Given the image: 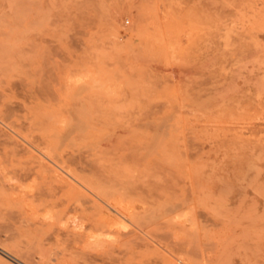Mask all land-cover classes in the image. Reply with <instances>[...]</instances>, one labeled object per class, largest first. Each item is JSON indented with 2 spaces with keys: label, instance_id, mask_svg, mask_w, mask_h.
Instances as JSON below:
<instances>
[{
  "label": "rangeland",
  "instance_id": "obj_1",
  "mask_svg": "<svg viewBox=\"0 0 264 264\" xmlns=\"http://www.w3.org/2000/svg\"><path fill=\"white\" fill-rule=\"evenodd\" d=\"M0 114V264H264V0H0Z\"/></svg>",
  "mask_w": 264,
  "mask_h": 264
},
{
  "label": "bare ground",
  "instance_id": "obj_2",
  "mask_svg": "<svg viewBox=\"0 0 264 264\" xmlns=\"http://www.w3.org/2000/svg\"><path fill=\"white\" fill-rule=\"evenodd\" d=\"M1 115V114H0ZM2 119V118H1ZM0 119V134L4 137L3 139H0V149H1V155H2V157H7L8 155H16V156H19V155H21L20 153H19V150H17V146H19V145H23V144H25V142H23V141H21V140H24V139H18L17 137L19 136H15V137H13L9 132H8V130L7 129H5V127L3 126L4 124H3V122H2V120ZM5 119V118H4ZM5 121H7V120H5ZM7 127V126H6ZM9 129V128H8ZM13 132V131H12ZM16 135H17V133H16ZM20 138H22V137H20ZM29 139H30V137H29ZM26 140V139H25ZM36 141V140H35ZM26 145L28 146L23 152L24 153H26V155H27V165H26V167H23L22 169H21V173L20 174H17V175H15L16 177H18V178H21V179H26V178H28V177H31V176H33V175H37L41 170H45V171H47L48 172V174L47 175H45L44 177H43V181H45V182H50V183H53V182H59L60 180L58 179V177L59 176H61L60 175V172L61 171H64V168L66 167V166H60V165H58V164H60V163H58L57 164V162H58V160L56 161L55 160V158L53 157V156H50V155H48V154H46V153H43V152H37V151H39V150H36L35 151V149H33V147L34 146H32V145H30V143H26ZM41 148H42V146H41ZM46 147H44L43 149H45ZM44 152H46V150H43ZM52 155V154H51ZM56 156V155H55ZM58 158V157H57ZM59 159V158H58ZM65 164V161H63L62 160V164ZM77 168V167H76ZM82 169V168H81ZM45 171H43L44 173H45ZM65 172V171H64ZM41 174H43V173H41ZM74 174V173H73ZM69 177L71 178V180H66V182L65 183H62V184H56V185H52V187L50 186V188L48 187V189H49V194L52 196V197H56L57 195H59V194H57L58 192H57V189L59 190V191H61L62 192V194H68V195H71L72 193H76V192H78L79 191V189H80V187H84V183L82 182V181H80V180H78L77 178H75L74 176H72V174L70 175L69 174ZM36 178H37V176H36ZM68 178V177H67ZM38 179H39V177H38ZM34 180V183H36L35 182V179H33ZM37 181V180H36ZM38 181H40V180H38ZM37 181V182H38ZM62 182V181H61ZM40 184H41V182H39ZM38 184V183H37ZM89 186V185H88ZM92 187V186H91ZM90 187V188H91ZM36 189V188H35ZM40 189V188H39ZM47 189V188H46ZM93 189V188H92ZM88 190V189H87ZM98 190V189H97ZM37 191H38V189H37ZM86 191V190H85ZM100 191V190H99ZM46 192H48V191H46ZM32 194H34V193H32ZM48 194V193H47ZM49 194H48V196H49ZM94 194V193H93ZM35 195H36V193H35ZM35 195L33 196L34 198H35ZM91 195V194H90ZM31 196V195H30ZM30 198V197H29ZM81 198V197H80ZM83 198V197H82ZM82 198H81V200H82ZM96 198H98V197H96ZM94 199V198H93ZM73 200V199H72ZM79 200V199H78ZM78 200H76V202L78 201ZM84 200H85V198H84ZM89 203H90V201H88ZM81 203H82V201H81ZM83 203H84V201H83ZM82 203V204H83ZM94 203V202H93ZM48 204H50V203H48ZM86 204H87V202H86ZM51 205V204H50ZM50 205H47V207L48 206H50ZM81 206V205H80ZM96 206V205H95ZM53 206H51V208H52ZM81 207H83L82 209L84 210V211H87V210H92V211H94V212H96L97 210H98V208L97 207H90L89 205L88 206H81ZM100 210V209H99ZM106 210V209H105ZM105 210H104V213H105ZM120 210V209H119ZM28 211H24V213L26 214V215H30L29 213H27ZM112 212V211H111ZM106 214H108V213H105V216H106ZM111 214V213H110ZM116 214V213H115ZM95 215V214H94ZM97 215H99V214H97ZM102 216H103V214H101ZM101 215L98 217V218H100L101 217ZM105 216H104V218L102 217V219L100 218L99 219V222H100V224H102V225H105V226H107L108 227V229H107V233L111 236V237H109V239L110 240H108L109 242L108 243H110V242H115V241H118V240H121L122 238H124V237H127V236H129L128 235V233H126V231L124 230L123 231V228H122V230H120V228H121V226L120 225H118V224H120L119 223V221H120V219H119V221L117 220V219H113V217H112V219H110L109 218V215H107L108 217H106L105 218ZM115 218V217H114ZM120 218V217H119ZM31 219V218H30ZM104 219V220H103ZM122 219V218H121ZM31 220H33V219H31ZM37 221L38 222H36V223H39V224H42L43 223V221H44V219H39V218H37ZM46 221V220H45ZM116 221V222H115ZM117 221H118V224H116L117 223ZM35 224V223H34ZM114 225V226H113ZM93 226V225H92ZM113 226V227H112ZM115 226L116 227H118V228H115ZM94 227V226H93ZM96 227V226H95ZM120 227V228H119ZM90 228V227H89ZM91 229H93L92 227H91ZM90 229V230H91ZM99 229V228H98ZM125 229V228H124ZM95 230V229H94ZM97 230V229H96ZM95 230V231H96ZM100 230V229H99ZM134 230V229H133ZM92 231V230H91ZM101 231V230H100ZM99 233H104V235H105V233L106 232H99L98 231V234ZM134 233V232H133ZM58 234V233H57ZM131 234V233H130ZM39 235V234H38ZM95 235H97V233L95 234ZM58 236V239H59V235H57ZM97 237V236H96ZM108 237V236H107ZM38 238H39V236H38ZM78 239H79V237H78ZM72 240V239H71ZM75 240L77 241V239H76V236H75ZM74 240V241H75ZM39 241H42V240H39ZM107 241V240H106ZM35 242V241H34ZM62 242H64V240L62 241ZM69 242V241H68ZM71 242V241H70ZM80 242V241H79ZM82 242H83V239H82ZM72 243V242H71ZM71 243H70V245H71ZM76 243V242H75ZM39 244V243H38ZM68 244V243H67ZM39 246V245H38ZM69 246V245H68ZM71 246H73V245H71ZM66 248V247H65ZM64 248V249H65ZM0 252L1 253H3V254H5V255H8L9 257H11L12 259H15V260H17V261H21V260H19L16 256H14L11 252H9V250H7L6 248H4L3 246H1L0 245ZM188 257V256H187ZM14 262V261H13ZM23 262V261H22Z\"/></svg>",
  "mask_w": 264,
  "mask_h": 264
}]
</instances>
